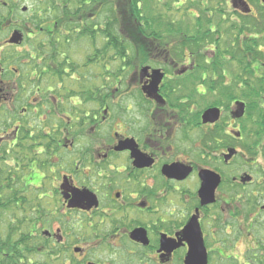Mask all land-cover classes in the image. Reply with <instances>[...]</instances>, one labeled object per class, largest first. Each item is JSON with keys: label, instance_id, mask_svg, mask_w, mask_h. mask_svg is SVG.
I'll list each match as a JSON object with an SVG mask.
<instances>
[{"label": "flooded vegetation", "instance_id": "obj_1", "mask_svg": "<svg viewBox=\"0 0 264 264\" xmlns=\"http://www.w3.org/2000/svg\"><path fill=\"white\" fill-rule=\"evenodd\" d=\"M115 1L0 0V264H264V22L161 63Z\"/></svg>", "mask_w": 264, "mask_h": 264}, {"label": "rangeland", "instance_id": "obj_2", "mask_svg": "<svg viewBox=\"0 0 264 264\" xmlns=\"http://www.w3.org/2000/svg\"><path fill=\"white\" fill-rule=\"evenodd\" d=\"M222 1L223 0H137L141 5L140 13L142 14L139 20L144 26L141 29L145 31L146 34L147 32H155L156 39L158 40L157 43H154L155 47L157 46L156 44H160V49L158 50H154L152 46L153 54L158 56V61L160 60L161 63H163L166 58L168 59L169 55L165 50V46L167 43L171 45L172 41H174L173 36L175 33L183 32L176 37V40H181V42H183V37L187 36L188 39L193 41L195 37L203 33L202 29H207L203 25L204 22L208 21L204 20L205 15L203 12L205 10H208L207 13L212 14L211 20H209L211 21L209 22V26L216 31V36L219 33L226 34L228 32L229 34L235 32V30L244 31L246 29H252V26H254L253 22H264V14H262L260 10L258 12L257 6H255L256 8L254 9V13L257 10L255 13L256 20H252L250 17L243 18V16L237 18L236 14L232 12V0H228V4L227 1L226 3ZM247 2L251 5H255L254 3L256 1L247 0ZM21 3L22 4L18 6L17 13L26 16V13L20 12V8L24 6L30 10L32 8V6H30L32 3L29 1H22ZM115 3L116 1L114 0V6ZM116 7L118 9H113V14L121 13L123 6L119 4ZM33 9H35V7ZM0 10L1 13L5 12L3 8ZM187 10L191 11L195 17L191 18L188 16L186 14ZM218 10L221 13H218ZM200 23H202L203 28H201L202 25H200ZM208 39L210 40L211 37ZM189 43L190 41H187L184 46L189 45ZM192 48H194V46H192Z\"/></svg>", "mask_w": 264, "mask_h": 264}, {"label": "water", "instance_id": "obj_3", "mask_svg": "<svg viewBox=\"0 0 264 264\" xmlns=\"http://www.w3.org/2000/svg\"><path fill=\"white\" fill-rule=\"evenodd\" d=\"M263 4H264V0H262ZM19 39V36L14 34L12 39H11V42H16L17 40ZM161 75L159 74V71H154L153 73V80L151 82V84L149 85V87H147L146 89H144V93L146 95H148L149 97H152L156 94L157 92V89H158V85L161 81ZM241 110V109H239ZM218 117V112L214 109H211V110H208L206 111L203 116H202V120L204 123H207V122H213L217 119ZM212 195L213 194H209V198L207 200L206 198V194H200L202 200L204 199L205 197V200H204V203H209L212 201ZM190 228V225H187L186 228L184 229V233H187L188 230ZM192 248L195 249L194 251V254H199V250H201V244H200V241L199 239H197L194 244L192 245ZM186 264H188V262H186ZM204 264V262H203Z\"/></svg>", "mask_w": 264, "mask_h": 264}, {"label": "trees", "instance_id": "obj_4", "mask_svg": "<svg viewBox=\"0 0 264 264\" xmlns=\"http://www.w3.org/2000/svg\"><path fill=\"white\" fill-rule=\"evenodd\" d=\"M138 2H137V0H134V4L132 5V8H133V13L135 14V15H137V16H140V15H142L141 13H140V4H137Z\"/></svg>", "mask_w": 264, "mask_h": 264}]
</instances>
